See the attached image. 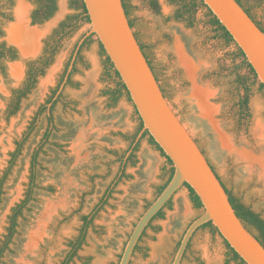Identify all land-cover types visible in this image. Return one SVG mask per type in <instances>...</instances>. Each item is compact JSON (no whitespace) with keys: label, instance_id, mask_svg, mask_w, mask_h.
<instances>
[{"label":"rangeland","instance_id":"rangeland-1","mask_svg":"<svg viewBox=\"0 0 264 264\" xmlns=\"http://www.w3.org/2000/svg\"><path fill=\"white\" fill-rule=\"evenodd\" d=\"M24 1L29 8L31 28L54 29L41 45L39 41L36 53L24 54L8 35L16 21L17 0H0V47L5 48V57L0 59V179L17 143L27 137L4 184L0 245L13 208L28 190L32 158L41 147L34 200L18 219L17 234L0 264H62L70 252V243L80 235L82 218L92 213L120 173V158L130 148L141 121L127 96L113 103L106 94L115 87V81L109 75L112 73L107 68V58L95 36L81 47L61 98L49 113L48 100L59 89L77 44L91 25L83 21L72 31L67 30L65 36L55 35L56 44L51 37L59 23L78 13L72 0H56L55 13L41 23L34 22L38 9L35 2ZM155 1L156 7L147 0H125L135 34L145 48L165 97L226 188L264 219V91L259 84L252 87L248 114L242 115L237 106L236 87L230 84L234 77H229L227 70L235 45L227 46L219 40L210 25L207 9H198L189 25L176 19L178 5L172 0ZM250 3L257 21L264 25V0ZM179 35L190 57L201 63L196 81L208 91L213 120L235 146V154L217 158L209 137L192 124L194 109L189 95L194 81L181 62L177 49ZM54 46L57 50L50 66L38 76L19 110L11 115L9 106L24 87L29 67ZM9 50L14 52L15 59L10 58ZM16 68L20 73L15 74ZM51 72L48 89H43ZM45 105L47 109L43 111ZM41 109L34 131L27 134ZM48 130L50 137L45 142ZM139 144L135 163H130L124 177L113 184L111 197L93 218L86 241L71 264H119L136 223L157 198L159 188L166 184L172 165L151 145L149 136L142 137ZM245 152L248 158L241 157ZM146 154L152 157L151 163ZM201 214L202 210L196 209L190 199L189 189L183 187L171 208L164 209V218L156 219L147 229L131 264H172L186 229ZM182 264L237 263L230 260L220 234L204 228L192 238Z\"/></svg>","mask_w":264,"mask_h":264},{"label":"water","instance_id":"water-1","mask_svg":"<svg viewBox=\"0 0 264 264\" xmlns=\"http://www.w3.org/2000/svg\"><path fill=\"white\" fill-rule=\"evenodd\" d=\"M202 1L230 33L255 71L258 81L264 86V30L237 0ZM83 2L91 27L77 44L67 74L48 104L49 113L69 81L81 47L94 35L120 75L143 122V129L136 138L134 147L148 132L174 167V175L169 184L136 223L119 264H131L136 248L154 218L174 200L183 187L187 186L199 197L203 210L186 229L172 264H182L194 235L210 222L246 264H264V246L238 217L226 187L214 167L165 97L131 26L123 0ZM53 29V26H48L45 35L40 39V45ZM22 56L25 57L23 53ZM186 71L191 78L188 68ZM53 72L48 81L43 83V89H48Z\"/></svg>","mask_w":264,"mask_h":264},{"label":"trees","instance_id":"trees-1","mask_svg":"<svg viewBox=\"0 0 264 264\" xmlns=\"http://www.w3.org/2000/svg\"><path fill=\"white\" fill-rule=\"evenodd\" d=\"M33 1L38 6V9L36 10L35 15H34V22L35 23H41L45 20H48L55 13L56 0H33ZM147 1H149L151 6L156 7V1L155 0H147ZM237 1L245 9V11L249 14V16L256 22V24L262 30H264V25L257 21V18H256L255 13H254V6L251 5L250 0H237ZM123 2H124V7L126 10V13H127L128 17H130V12L128 10V7H127L125 0H123ZM172 2L178 5L176 19L180 20V21H185L189 25H192L194 16H195L196 12L198 11V9H200V8L207 9V11H208L207 15L210 18V25L213 27L214 31L216 32L219 40L223 41L227 46H230L231 44L235 45L236 49L232 52L233 59L231 60L227 70L229 71V77H234L233 81L230 82V84L234 85L236 87L237 96L239 99L237 106L240 109V113L242 115L246 116L248 114L249 98L251 95L252 87L256 84H259L260 90L264 91V86L262 84H260V82L258 81V77H257L255 71L253 70L252 66L247 61L245 54L237 46V44L235 43V41L232 38V36L230 35V33L220 23V21L216 18V16L207 8V6L204 4V2L202 0H172ZM72 4H73V6L74 5L78 6L79 4H82V6L84 8V12H85L84 21L86 23L90 24L91 22H90L89 16L87 15V10H86V7H85L83 0H72ZM71 22H72V18L69 16L64 22H62L60 24L58 29L55 30L53 37H51V40L53 42L55 41V35L58 36L59 34H61V35L65 36L66 27H68ZM130 23H131V26L134 27L131 20H130ZM92 37H94V35L89 37L85 41V44L89 40H91ZM136 37H137V35H136ZM137 39H138V37H137ZM49 43H48L47 47H49V45H50ZM54 43H56V41ZM141 47H142L147 59L149 60V58L145 52V48L143 47L142 44H141ZM102 49H103V54L107 58V60H106L107 68H108L109 72L112 73L109 75H110V77L113 76L114 81H115V87L113 89L108 90L106 94L110 97V100L113 103H117L124 96H127L128 100L130 102H132L131 98L129 96L128 90H127L126 86L124 85V83L122 82L120 75L118 74V72L114 68V65L112 64L110 58L107 57L106 52H105L103 47H102ZM56 50H57V47L54 46L53 48L50 49L49 52L48 51L46 52V55L44 57H42L37 62V64H33L29 67L28 79H27L24 87L19 92L16 93V97L13 98V100L9 106V111H10L11 115H14L19 110V105H20L21 101L30 94V92L34 88L35 84L37 83L38 76L43 75L45 73V69L50 66V64L53 60V57L56 53ZM9 53H10V58H12V59L16 58V56L12 50H9ZM4 57H5V48L2 46V47H0V59H2ZM149 63H150V65L154 71V68H153L150 60H149ZM243 70H246L247 74H242ZM63 79H64V77L62 78V81H63ZM56 91L57 90H55L53 92L52 97H50V99L48 100V103L52 101V98L56 94ZM60 98L53 104V107L60 100ZM46 109H47V105L44 106L43 111H45ZM41 113H42V109H41V112L38 114V116L35 118L33 124L29 127L27 134L32 133L34 131L37 119L41 115ZM140 121H141V119H140ZM142 129H143V122L141 121L139 130H138L137 134L134 136V138L132 139L131 144H133L135 142V139L137 138L138 134L142 131ZM50 132H51L50 130H48L46 132L43 141H45V142L48 141V139L50 137ZM145 136H149L148 132H146L143 135V138ZM26 138L27 137H25V140L23 142L17 143L16 150L11 154V160L9 162L8 169L5 172L4 177L2 179H0V202H1V197L3 195V188H4L5 181L7 180V177L9 176L12 168L14 167L17 159L20 157V155L22 153L24 143L26 142ZM150 142H151V145H153L161 153V155L163 157H165L169 161V163L172 165V169L170 171V175H169V178H168L166 184L164 186H162L161 188H159V190H158V196H159L163 192V190L166 188V186L169 184L171 179L173 178L174 167H173L172 162L166 157L164 152H162V150L159 148V146H157L154 139L151 137H150ZM139 145L140 144H138L135 147V149L133 150L134 151V158L132 159V164L135 163V153L138 151ZM40 149H41V147L35 151L33 158H32L30 181H29L28 190L26 191V193L24 195V199L13 208L12 215L9 218V226L7 228V234L5 235L4 240L1 242V245H0V263H1V259L4 255V253L6 251H8L9 246L12 243L14 236L17 234L18 219L22 216L23 211L27 208L29 203L34 200L33 193H34V190L37 188L36 169L38 166V155H39ZM130 149H131V147L120 158V163H121L120 172L121 171L124 172L123 171L124 169H122V166L124 165L125 157H126V155ZM129 161H131V157L128 159V162ZM124 174L125 173L120 175V173H119L113 184H115L118 180H120L122 177H124ZM113 184L106 191V193L102 197L100 203L94 208L92 213L90 215L84 216L82 218L83 227L80 231V235L75 241L70 243V252L67 254V256L64 259V261L62 262V264H71L73 262L74 258L77 256L78 251L82 248V246L84 245V243L86 241L88 229H89V227L93 221V218L99 212V210L107 203L108 199L111 197L112 191L114 190V187H115V186L113 187ZM223 185H224V183H223ZM226 190L230 196V201H231L232 206L234 207L238 217L245 224V226L257 237V239L261 242V244L264 246V219H262V217L259 214L255 213L251 208H249L244 203H242L241 200L234 197L232 195V193L227 188H226ZM189 191H190V199H191L194 207L196 209L203 210V204H202L201 200L199 199V197L196 195V193L191 188H189ZM171 205H172V201L167 205V207L171 208ZM158 218H161V219L164 218V210L159 212L153 221H155ZM204 228H210L213 232L219 233L218 230L213 226V224L211 222L204 225L200 229H204ZM144 235H145V233H144ZM225 243L228 247V255L230 257V260L236 262L237 264H246L241 259V257L230 247V245L227 244V242H225ZM137 248H138V246H137ZM137 248H136V250H137Z\"/></svg>","mask_w":264,"mask_h":264},{"label":"bare ground","instance_id":"bare-ground-1","mask_svg":"<svg viewBox=\"0 0 264 264\" xmlns=\"http://www.w3.org/2000/svg\"><path fill=\"white\" fill-rule=\"evenodd\" d=\"M28 10L29 8L24 0H17L16 21L10 26L8 35L9 40L17 44L24 54H34L37 52L39 41L45 35L48 27L31 28L28 21ZM182 42V36L179 35L177 49L179 50L181 62L186 65L189 75L194 81V88L189 95L194 109L192 124L195 125L196 130L203 131L209 137L212 142V150L217 158H224L230 153L235 154L237 152L235 146L230 139L221 133L218 125L213 120L214 111L208 105V96H210L208 91L196 81L201 63L199 60L192 58L193 56L190 57L188 51L182 46ZM15 72V74L20 73L18 68ZM146 157L147 161L151 163L152 157L150 155ZM241 157L248 158V153H243Z\"/></svg>","mask_w":264,"mask_h":264},{"label":"flooded vegetation","instance_id":"flooded-vegetation-1","mask_svg":"<svg viewBox=\"0 0 264 264\" xmlns=\"http://www.w3.org/2000/svg\"><path fill=\"white\" fill-rule=\"evenodd\" d=\"M74 8H75V10L78 12L75 16L73 15L71 18H72V22L69 24V26L68 27H66V31L67 30H69V32L70 31H72L76 26H77V24H80L81 22H83L84 21V19H85V12H84V8H83V6H82V4H79L78 6H75L74 5ZM67 19V18H66ZM65 19V20H66ZM65 20H63L62 22H64ZM62 22H60L59 23V25H58V27L60 26V24L62 23ZM134 144H135V142L133 143V144H131L130 145V147H131V149L129 150V152L127 153V155H126V157H125V162H124V165L122 166V169H124L123 171L124 172H120V175H122L123 173H125V169L127 168V166L130 164V163H132V159L134 158V149H135V147L139 144V143H137V145L134 147ZM131 152V153H130ZM130 153V155L128 156V154ZM128 156V157H127ZM131 157V161H129L128 162V159Z\"/></svg>","mask_w":264,"mask_h":264}]
</instances>
